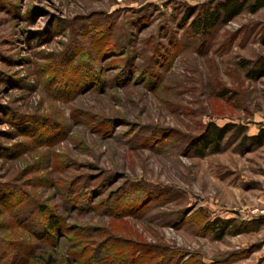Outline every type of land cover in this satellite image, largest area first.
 Returning a JSON list of instances; mask_svg holds the SVG:
<instances>
[{
  "label": "rangeland",
  "instance_id": "374dc122",
  "mask_svg": "<svg viewBox=\"0 0 264 264\" xmlns=\"http://www.w3.org/2000/svg\"><path fill=\"white\" fill-rule=\"evenodd\" d=\"M218 1L0 0V264H264V7Z\"/></svg>",
  "mask_w": 264,
  "mask_h": 264
},
{
  "label": "trees",
  "instance_id": "16d2710c",
  "mask_svg": "<svg viewBox=\"0 0 264 264\" xmlns=\"http://www.w3.org/2000/svg\"><path fill=\"white\" fill-rule=\"evenodd\" d=\"M264 7V0H221L211 3L207 7H203L198 11V14L190 20V27L192 30L202 33H207L217 23H226L234 16L247 9L250 12H256L258 9ZM249 75L252 78L264 76V59H260L252 65L249 69ZM234 128L240 129V126H235L233 123H227L219 126L214 122H209L204 131L191 140L193 150L196 155L203 156L207 153H217L221 149V144L225 136ZM243 141L255 147L264 145V127L259 128L256 134L250 136H243ZM261 220H252L248 223H237L235 219H223L215 217L206 222L207 228L213 233L215 239H221L228 232L236 235L240 233L255 231ZM56 220L48 223L49 230L54 229ZM132 254H124L121 258H128ZM92 261L100 262L102 259L91 257ZM114 258V257H113ZM118 257L113 259L116 260ZM130 259H133L132 257ZM102 264L103 261H102Z\"/></svg>",
  "mask_w": 264,
  "mask_h": 264
}]
</instances>
